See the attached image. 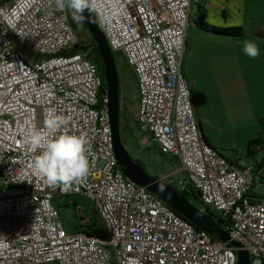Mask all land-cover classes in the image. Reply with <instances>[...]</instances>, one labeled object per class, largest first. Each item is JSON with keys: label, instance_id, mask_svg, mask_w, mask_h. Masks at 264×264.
<instances>
[{"label": "built area", "instance_id": "1", "mask_svg": "<svg viewBox=\"0 0 264 264\" xmlns=\"http://www.w3.org/2000/svg\"><path fill=\"white\" fill-rule=\"evenodd\" d=\"M90 2L110 51L134 74L138 131L178 161L201 206L226 221L229 241L264 263V166L203 145L181 72L192 0ZM69 19L54 0L0 4V264H236L235 249L124 178L108 98L97 97L99 73L83 54H67L77 44ZM49 114L67 125L47 132ZM33 125L49 138L85 137L90 171L71 191L46 184L35 170L41 149L25 142ZM74 196L91 204L107 241L87 234L80 209L73 232L62 226L53 201Z\"/></svg>", "mask_w": 264, "mask_h": 264}, {"label": "crops", "instance_id": "2", "mask_svg": "<svg viewBox=\"0 0 264 264\" xmlns=\"http://www.w3.org/2000/svg\"><path fill=\"white\" fill-rule=\"evenodd\" d=\"M198 12H203L204 21L208 25L217 28H241L244 35L237 38L210 35L196 26L195 19L198 17ZM238 19L242 22L237 23ZM256 29L264 30V0H192L191 2L190 22L186 33L181 72L189 85L191 103L202 140L211 148L228 157V159H236L238 156L243 157L248 142L259 131L260 118L264 116V110L261 111L260 108L258 110L253 107L252 103V98L254 97L256 99L261 97V101H264V38H258L254 35ZM245 39L255 40L258 43L261 50V55L258 58L249 59L243 55L241 49ZM220 49H224L221 63L230 64L231 55H233L235 76L245 77L247 75V78H244L248 81L247 87L244 89L245 95L243 98L239 94L237 114L232 113L231 108L233 106L231 107V105L232 102L233 105L237 104L236 92L234 91L240 90L239 88L229 85L221 86L217 79L213 80L211 86L205 84V86L202 85L199 88V74L209 73L206 71L207 66L210 64L207 61L216 56ZM238 49L240 50L239 52ZM128 71H130L134 82L132 80L128 81L129 84L125 86V94L122 99H127L128 95L126 96V93H130V90H135L136 101L134 105L130 101L134 110L131 109V112H129L128 108H124L128 116V122H130L129 124H133V126H130L131 129L133 128L130 131V136L134 137L135 150H157L159 152L157 146L138 131L139 89L135 83L132 71L130 69ZM223 79H225V76H223ZM203 88L205 89L203 90ZM206 90L211 100L205 99L206 95L204 93ZM201 97H204V99ZM226 97L229 98L227 99ZM226 100H228L229 108L226 106ZM247 104L249 107L250 105L252 106L249 114L246 108ZM159 154L169 163V168L173 172L165 177L167 178L166 181L164 177H151L161 179L169 184L167 181L171 180V177L182 175L185 181V173L181 170L178 161L162 155L160 152ZM262 157L259 159L255 158V160L247 159L246 162L254 164L261 162L264 166ZM134 160L141 163L138 159ZM177 190L179 191L180 189Z\"/></svg>", "mask_w": 264, "mask_h": 264}, {"label": "water", "instance_id": "3", "mask_svg": "<svg viewBox=\"0 0 264 264\" xmlns=\"http://www.w3.org/2000/svg\"><path fill=\"white\" fill-rule=\"evenodd\" d=\"M81 24L91 36L103 65L110 126L112 130L113 152L124 178L137 186L145 188L197 230H202L208 235L214 236L219 242L225 243L228 247L235 249L236 264H251L249 254L239 249L237 243L229 241L227 232L220 227L218 221L208 215L207 212L201 211L189 203L176 188L163 182L161 179H153L147 175L142 165L135 162L126 152L121 141L119 129V78L112 52L90 10L84 13V19L81 21ZM202 143L205 146H209L203 140Z\"/></svg>", "mask_w": 264, "mask_h": 264}, {"label": "clouds", "instance_id": "4", "mask_svg": "<svg viewBox=\"0 0 264 264\" xmlns=\"http://www.w3.org/2000/svg\"><path fill=\"white\" fill-rule=\"evenodd\" d=\"M54 4L56 9L70 12L72 20L77 23L84 19V13L92 7L90 0H54ZM236 22L242 21L238 19ZM241 51L249 59H256L261 55L255 40L245 39ZM67 123L66 118L49 114L43 120V127L47 132L56 133ZM25 142L33 151L41 149L33 166L46 184L60 186L62 191L69 192L89 174V149L83 135L62 133L49 138L44 131L33 125L26 130ZM253 264H262V261L257 258Z\"/></svg>", "mask_w": 264, "mask_h": 264}, {"label": "rangeland", "instance_id": "5", "mask_svg": "<svg viewBox=\"0 0 264 264\" xmlns=\"http://www.w3.org/2000/svg\"><path fill=\"white\" fill-rule=\"evenodd\" d=\"M4 1L6 0H0V4H2ZM9 1L10 0H7L6 2H9ZM72 31L74 32L73 29ZM79 38H80L81 43H83L86 39V37L82 34H80ZM239 51L240 50L238 49V52ZM223 52H224V49H220L219 53L216 54V56L212 57L210 60L207 61L208 63H210L206 68V71H208L209 73L199 74V77H198L199 88L202 85L205 86V84L206 85L208 84V86H211V84L213 83V80L215 79H217L218 83L221 86L229 85V86H234V87L239 88L240 90L234 91L236 92L235 98L237 99V104L233 105V102H232L231 107L233 106V108L230 107L232 109V113L237 114L238 104H239V100H238L239 94H241V96L244 98V95H245L244 89L247 87V82H248L247 79H244V78H247V75H245V77L235 76V71L233 70V66H234L233 65L234 64L233 55H231L230 64L221 63L222 62L221 57H222ZM113 55L115 58V67H116V71H117L119 83H120V92H121V88L123 90L121 92V97H123L125 94L124 93L125 86L129 84L128 81L132 80L134 82V80L132 78L130 71H128L127 65L124 64L120 60V58L119 59L116 58L117 54H113ZM30 56L34 59H40V56L37 54H30ZM223 76H225V79H223ZM204 89L205 88H203V90ZM204 94L206 95L205 97L206 100L207 99L211 100V97L208 96L209 94L207 90ZM127 95H128V98L123 99V101H124L125 107L128 108L129 112H131L130 110L131 109L134 110V108L132 107L130 103L132 102L134 105V102L136 101V92L135 90L134 91L130 90V93H126V96ZM201 98L204 99V97H201ZM226 98L228 99L229 97H226ZM261 100H262L261 97L258 99L254 97L252 98V103H253V107H256L258 110L260 108V110L262 111L264 110V101H261ZM227 101L228 100H226V106L227 108H229V104L227 103ZM246 108L249 114L252 106L250 105L249 107V105L247 104ZM129 126H133V124L132 125L129 124ZM129 130L132 131L133 128L131 129L130 127ZM133 138L129 136V138H126L125 142H123L122 144L124 146V149L126 150V152L129 154L131 158L140 160L141 162L140 164L144 167L145 172L147 173L148 171L147 175H149L150 177L157 176V177L165 178L166 176H168L170 173L173 172L169 168V163L160 156L157 150H143V149L135 150V142H134L135 140ZM259 158H260V155L257 156V159ZM170 179L171 180H168L167 182L171 186L177 189L184 188L187 184L184 181V178H182V175H177L175 177L173 176ZM164 180L166 181L167 178H165ZM179 182L181 183V186L179 185ZM2 184H3V180L0 178V186H2ZM73 203L75 204V206H73ZM53 204L58 211L59 221L61 222L62 226L65 228L67 232H73L76 226L79 225L80 223V216L78 214L79 209L82 211V215L84 217L90 218L95 215L94 209L91 206V204L79 196H74L72 198L57 197L53 201ZM253 262L254 260L251 261V264H253Z\"/></svg>", "mask_w": 264, "mask_h": 264}, {"label": "trees", "instance_id": "6", "mask_svg": "<svg viewBox=\"0 0 264 264\" xmlns=\"http://www.w3.org/2000/svg\"><path fill=\"white\" fill-rule=\"evenodd\" d=\"M69 18H70L69 24L75 32V35L77 38V44L70 51H68L67 54H70V55L74 54V53L83 54L84 57L87 60H89L96 67V69L99 73V76H100V80H101V84H100L99 90L97 92V97H98V100L100 101V99L102 97L106 96V85H105V80H104V70H103L101 58L97 52V49H96V46H95L93 40L91 39V36L86 31L85 27L81 24V22H79V23L74 22L71 18L70 12H69ZM195 24L200 30H202V31H204V32H206L212 36H216V37L237 38V37H241L244 35V32L242 31L241 28H235V27L217 28V27H212V26L208 25L204 21L203 12H198V17L195 19ZM80 34H82L86 37V39L83 43H81V41H80V38H79ZM254 35H256L258 38H264V30L260 31V30L256 29L254 31ZM113 54H117V53H112V56H113V59L115 62V58H114ZM116 58H118V59L120 58V60L125 64V62H124V60L120 54H117ZM128 69H130V68H128ZM120 94H121V92H120V83H119V95ZM263 154H264V116L261 117L259 120V131L257 132L256 136L248 142L247 149L243 155V158L245 160H247V159H254L255 160V158H257L258 155H260V157H261V155H263ZM262 158L264 159V156ZM263 159H262V161H263ZM134 161L139 163V161H137V160H134ZM257 166H258V164L255 163L254 167L256 168ZM152 178L157 179L155 177H152ZM179 193L182 196H184L188 200V202L191 203L193 206H195L196 208H198L201 211L207 212L208 215H210L211 217H213L216 221H218L220 223V227L222 229H225V227L227 226L226 221L222 220L209 207H202L201 206L198 193L192 186H190L189 184H186V186L182 190H179ZM73 206H75L74 203H73ZM76 228H77V226H76ZM86 230H87L86 232L88 235L93 236V237L97 238L98 240H101V241H107L108 240V234L105 231V229L103 228L101 222L99 221L96 212H95L94 216L89 218V223L86 226ZM211 238L214 240H217L214 236H211ZM262 264H264V263L262 262Z\"/></svg>", "mask_w": 264, "mask_h": 264}, {"label": "flooded vegetation", "instance_id": "7", "mask_svg": "<svg viewBox=\"0 0 264 264\" xmlns=\"http://www.w3.org/2000/svg\"><path fill=\"white\" fill-rule=\"evenodd\" d=\"M120 96V109H119V129H120V136H121V141L122 143L125 142L126 138H129L130 136V126L128 122V116L126 112L124 111L125 104L124 101ZM129 133V134H128ZM182 190V188H180Z\"/></svg>", "mask_w": 264, "mask_h": 264}]
</instances>
